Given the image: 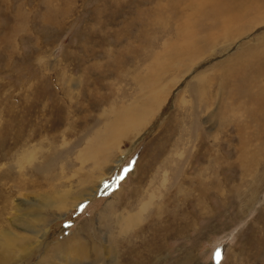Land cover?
<instances>
[{
    "label": "rangeland",
    "instance_id": "1",
    "mask_svg": "<svg viewBox=\"0 0 264 264\" xmlns=\"http://www.w3.org/2000/svg\"><path fill=\"white\" fill-rule=\"evenodd\" d=\"M219 1L0 0V230L50 228L0 264H52L79 234L84 264H264V0H234L231 36ZM138 106L140 132L124 119L84 160Z\"/></svg>",
    "mask_w": 264,
    "mask_h": 264
},
{
    "label": "bare ground",
    "instance_id": "2",
    "mask_svg": "<svg viewBox=\"0 0 264 264\" xmlns=\"http://www.w3.org/2000/svg\"><path fill=\"white\" fill-rule=\"evenodd\" d=\"M239 5H240L239 4V1H234V0H222V1H219L217 3V5L215 6L216 11L213 12L209 16V20L215 22V24L217 23L219 25V28L221 29V31H223L226 36H231V33H233V31H234L233 28L231 29V27L233 25H235L236 22L242 17V13H241V11L239 9ZM241 6H242V4H241ZM243 15H245V13ZM187 51L191 55H193V54H196L198 50L195 49L194 44H191L189 46V49ZM159 102H160V100L157 97H155V98L152 99V104H151V110H150V113H149V117L153 116V108H152V106L154 104L159 103ZM138 107L139 108H137L136 110H133L132 109V110L128 111L121 118L116 119V121L114 123H111L104 130L106 133L109 132V134L112 132L111 135L109 137H106L104 140H102V138H97L96 139V142L99 144L98 147L100 149V153L99 154L98 153L97 154L96 153L93 154L92 153L93 150H92L91 151V154L88 156V158L87 159H84V160H87V161L88 160H92V161L96 160V163L99 162L101 160L100 159L101 158V155H104L105 154V150H109L110 149V146H112L113 144H116L115 141L118 140L117 139V136L120 133L118 130L122 131L123 128H125V126H123V123H124L125 120H126V122H128V124H126V125H129L130 123L137 122L132 129L135 132L139 133L140 130H141L142 125L144 123H146V117L145 118H142V120L139 121L140 118H139V112L138 111H140V106H138ZM150 114H152V115H150ZM111 127H112V129H110ZM99 135L100 136H103V133L102 134H99ZM106 135H108V133ZM97 137H99V136H97ZM110 141H111V143H109ZM118 150L120 152H122L121 151V148H118ZM109 159L110 158L106 159V164L109 162ZM99 168H101V166ZM101 178H100V180H101ZM97 180H99V179L97 178ZM90 189H91V187H89L87 189V191L88 190L90 191ZM87 194H89V192L88 193L86 192L85 195H81L78 199H76V201H78L77 204H79L80 202H82L83 199L84 200L88 199L87 198ZM68 196H69L68 193H66L64 195H61L60 194V196H56L55 199H53V200H55L53 202L57 206L55 209H57L56 211L59 212L58 217H57L58 219H62L64 217L65 213L69 210L68 209V203H67L68 202ZM70 199H72V198H70ZM77 204H75V206ZM147 206H148V204L143 205L142 209L138 213H136L134 215L133 219L129 222L128 225L120 226V221H119V225L118 226H120L119 228L121 229V231H122L123 234H126V233L130 232V230H132V232H133V230L136 227H138V226L141 225V223L144 221V219H142V217L144 215V212H146V210H147ZM72 207H74V206H72ZM41 221H43V220H41ZM45 222H47V221H45ZM47 224H48V222H47ZM47 224H46V226L44 224L45 227L44 228H41V230H37V231H32L31 232L33 235L36 236L35 237L36 241L32 245L31 244H28V242H26V239L24 237H19V236H16L14 234L7 233L5 231H1L0 230V255L1 256H4V257H7V258H10V259H16L17 261H19V259H22V258L25 260L26 258H24V257H25V255L28 254L26 248H29L30 249V247H32L35 243H38V244L41 245L46 240L47 235H48L49 230H50L49 225H47ZM139 230H141V228ZM135 233H137V232H135ZM30 238L31 237H29V239ZM40 239H41V241H39ZM145 243H146L145 241H142V242L133 244L134 246H133V248L130 247L131 250L128 251V254L130 256H131V254H133L134 258L136 257L139 261H142V255H141V252H140V248ZM150 243H151L152 246L154 245V244H152L153 242H150ZM20 244L21 245H24V246H23V248H21V249L19 248L18 249V247L21 246ZM85 244L86 243H84L82 241V239L80 237V234L77 235V236H75L74 238L70 239L69 241H66V242H58L57 241L56 242V245L57 246L55 245V248L52 249L51 250V253L49 254V256L51 255V256H53L55 258L52 261V264H62V262L67 263L68 261H70L72 264H82L84 260L85 261L87 260V255L89 254V253L86 254V250H88V248L86 249ZM99 250H101V248L95 246L94 252L98 253ZM109 252H110L109 249L103 251L104 256H106V257L109 256V254H110ZM53 253H54V255H53ZM15 254H17V255H15ZM103 254H99L98 253V257L99 258H98L97 261H100L99 259H100V257ZM155 254H156L155 252H152L151 251L150 252V259H152V257L155 256ZM43 259H45V258H43ZM141 263H143V262H141Z\"/></svg>",
    "mask_w": 264,
    "mask_h": 264
},
{
    "label": "snow or ice",
    "instance_id": "3",
    "mask_svg": "<svg viewBox=\"0 0 264 264\" xmlns=\"http://www.w3.org/2000/svg\"><path fill=\"white\" fill-rule=\"evenodd\" d=\"M217 258H219V253L217 252Z\"/></svg>",
    "mask_w": 264,
    "mask_h": 264
}]
</instances>
